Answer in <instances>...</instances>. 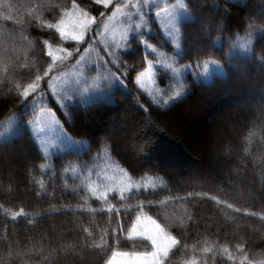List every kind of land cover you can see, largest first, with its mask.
I'll return each instance as SVG.
<instances>
[{
    "label": "trees",
    "instance_id": "obj_1",
    "mask_svg": "<svg viewBox=\"0 0 264 264\" xmlns=\"http://www.w3.org/2000/svg\"><path fill=\"white\" fill-rule=\"evenodd\" d=\"M176 1L191 16L180 53L155 20ZM262 12L264 0H0V264L148 253L127 237L139 215L177 240L164 264H264V114L216 120L242 95L264 108ZM143 42L191 68L166 107L137 86L156 59ZM210 60L224 75L195 80ZM43 108L86 149L46 155L28 126Z\"/></svg>",
    "mask_w": 264,
    "mask_h": 264
},
{
    "label": "rangeland",
    "instance_id": "obj_2",
    "mask_svg": "<svg viewBox=\"0 0 264 264\" xmlns=\"http://www.w3.org/2000/svg\"><path fill=\"white\" fill-rule=\"evenodd\" d=\"M190 18V13L186 10L183 1L174 2L155 14V20L158 21L165 37L174 45L175 53H180L181 50L180 24ZM143 44L145 50L156 59L147 61L146 69L136 79L137 86L151 102L166 107L188 92L187 75L191 72V68L178 64L175 55L163 53L145 42ZM158 70L163 71L162 77L158 75ZM191 75L195 80L209 82L212 75H224V68L215 60H210L202 64L200 70L192 72ZM159 80L162 82L161 85L158 84ZM258 92L260 95L264 91L260 89ZM243 96H241L243 101L241 103L229 102L219 106L216 120L221 121L222 117L220 116H223V113L237 119L243 109L263 116L264 108H256L257 106L248 103V99L246 100V97ZM230 107L233 109L229 110ZM28 126L32 137L46 155H55L67 150L81 152L86 149V143L71 137L50 109H41ZM127 237L130 240L149 243L152 250L148 253L119 252L111 258L108 264H164L166 258L177 246V241L173 237L169 236L152 218L145 215L138 216Z\"/></svg>",
    "mask_w": 264,
    "mask_h": 264
}]
</instances>
